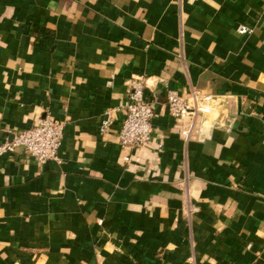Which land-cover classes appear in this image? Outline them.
Masks as SVG:
<instances>
[{
	"label": "crops",
	"instance_id": "obj_1",
	"mask_svg": "<svg viewBox=\"0 0 264 264\" xmlns=\"http://www.w3.org/2000/svg\"><path fill=\"white\" fill-rule=\"evenodd\" d=\"M192 89L214 111L171 116ZM44 116L59 161L0 154V264H264V0H0V142Z\"/></svg>",
	"mask_w": 264,
	"mask_h": 264
},
{
	"label": "built area",
	"instance_id": "obj_2",
	"mask_svg": "<svg viewBox=\"0 0 264 264\" xmlns=\"http://www.w3.org/2000/svg\"><path fill=\"white\" fill-rule=\"evenodd\" d=\"M238 30L244 33L248 27L240 24ZM147 87L148 80L142 74H137L130 79L127 98L123 105L125 116L118 131L119 141L125 146H144L152 139L154 132L152 120L155 110L154 101L146 95ZM166 105L169 114L179 120L192 121L199 114H211L214 111L209 96L197 89H192L185 94L170 90ZM109 125V121H104L99 129L105 131ZM63 128V122L49 116L41 117L32 126L13 134L11 139L0 142V154L23 150L40 161L49 159L59 161L58 152L63 139ZM189 133L190 127L180 129V134L184 137H187Z\"/></svg>",
	"mask_w": 264,
	"mask_h": 264
}]
</instances>
